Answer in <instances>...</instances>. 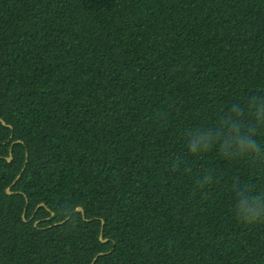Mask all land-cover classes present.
Listing matches in <instances>:
<instances>
[{
  "label": "trees",
  "instance_id": "1",
  "mask_svg": "<svg viewBox=\"0 0 264 264\" xmlns=\"http://www.w3.org/2000/svg\"><path fill=\"white\" fill-rule=\"evenodd\" d=\"M253 95L264 0H0V264H264V165L186 142Z\"/></svg>",
  "mask_w": 264,
  "mask_h": 264
},
{
  "label": "clouds",
  "instance_id": "2",
  "mask_svg": "<svg viewBox=\"0 0 264 264\" xmlns=\"http://www.w3.org/2000/svg\"><path fill=\"white\" fill-rule=\"evenodd\" d=\"M261 130H264V96H249L244 105L239 102L231 104L227 113L210 126L188 129V152L199 156L216 149L224 159L247 160L254 166H261L264 165V144L257 139ZM214 181L213 173L206 172L197 183L204 188ZM232 191L236 197L234 214L240 223L251 226L264 222V188L258 190L254 185L234 180Z\"/></svg>",
  "mask_w": 264,
  "mask_h": 264
},
{
  "label": "water",
  "instance_id": "3",
  "mask_svg": "<svg viewBox=\"0 0 264 264\" xmlns=\"http://www.w3.org/2000/svg\"><path fill=\"white\" fill-rule=\"evenodd\" d=\"M7 161H8V162L11 161V156L7 158ZM17 179H18V177L16 178V180H17ZM16 180H15V181H16ZM13 184H14V182H13ZM6 193H7V195H11V194H12V192H10V189H9V188L6 190ZM39 206H44V205H43V204H40ZM76 212L81 213L82 217H84V213H83L82 208H80V207L77 208V209H76ZM22 217H23V216H22ZM23 220H24V218H23ZM101 237H102V232L100 233V239H101ZM101 241H102V242H105V240H101ZM96 258H97V257H96ZM96 258H94V260L92 261L91 264H94V263H95Z\"/></svg>",
  "mask_w": 264,
  "mask_h": 264
}]
</instances>
